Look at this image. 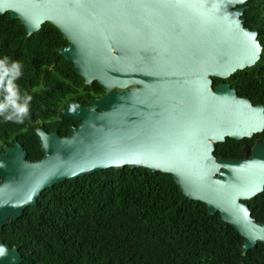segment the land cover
I'll use <instances>...</instances> for the list:
<instances>
[{"label":"water","instance_id":"95a60500","mask_svg":"<svg viewBox=\"0 0 264 264\" xmlns=\"http://www.w3.org/2000/svg\"><path fill=\"white\" fill-rule=\"evenodd\" d=\"M246 0H0V13L28 33L54 23L69 41L59 51L85 82L104 93L63 112L78 120L67 135L37 129L43 156L26 159L20 141L0 153V225L67 178L109 167L143 166L172 174L184 194L219 212L244 236L242 250L264 242V221L245 199L264 188V139L245 157L214 154L227 136L264 129V105L212 86L259 58L257 31L243 24ZM0 240V264H17Z\"/></svg>","mask_w":264,"mask_h":264},{"label":"trees","instance_id":"16d2710c","mask_svg":"<svg viewBox=\"0 0 264 264\" xmlns=\"http://www.w3.org/2000/svg\"><path fill=\"white\" fill-rule=\"evenodd\" d=\"M245 4L243 24L257 31L259 58L226 77L212 76V86L227 81L238 96L264 105V0ZM68 42L48 20L28 33L19 18L0 13V59L21 64L16 83L32 97L22 123L0 116V147L17 139L28 158L40 157L36 127L66 134L77 119L63 109L71 102L89 105L105 92L96 79L85 82L58 50ZM256 138L264 139V129L251 137L227 136L214 143V154L248 156L243 148ZM244 202L255 220L264 221V188ZM0 240L19 249L17 264H264V242L244 253V236L218 211L184 194L171 173L143 166L103 168L44 188L36 204L0 225Z\"/></svg>","mask_w":264,"mask_h":264},{"label":"clouds","instance_id":"9594fccd","mask_svg":"<svg viewBox=\"0 0 264 264\" xmlns=\"http://www.w3.org/2000/svg\"><path fill=\"white\" fill-rule=\"evenodd\" d=\"M22 75V66L19 62H9L7 57L0 59V116L7 121L22 123L29 113L32 100L30 95H22L16 81Z\"/></svg>","mask_w":264,"mask_h":264},{"label":"flooded vegetation","instance_id":"af4514ba","mask_svg":"<svg viewBox=\"0 0 264 264\" xmlns=\"http://www.w3.org/2000/svg\"><path fill=\"white\" fill-rule=\"evenodd\" d=\"M78 123V120H77V122L76 123H71L70 124V126H69V128H71V126L72 125H76ZM38 128H42V127H36V131H37V129ZM44 129V128H43ZM46 130V129H45ZM52 130H56L57 132H58V134L59 135H67L69 132H67L66 134L64 133V134H61V133H59V131H58V129H56V128H52V129H50V130H46L47 132H50V131H52ZM37 136H38V134H37ZM256 139H259V138H256ZM260 139H263V138H260ZM15 140H17V139H15ZM14 140V141H15ZM14 141H13V143L12 144H9L8 142H4L3 143V145H2V147H0V153H4V147L6 146V145H8V146H12L13 144H14ZM23 145V144H22ZM23 148H24V150L26 151V159H28V160H35V159H39V158H41L42 156H43V152H42V155L40 156V157H34V158H32V159H30V158H28V151H27V149L25 148V146L23 145ZM40 148H41V146H40Z\"/></svg>","mask_w":264,"mask_h":264}]
</instances>
